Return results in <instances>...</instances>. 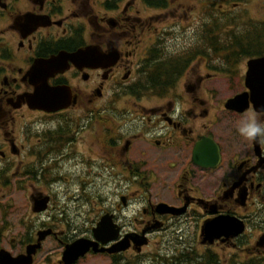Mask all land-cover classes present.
Here are the masks:
<instances>
[{
  "label": "flooded vegetation",
  "instance_id": "af4514ba",
  "mask_svg": "<svg viewBox=\"0 0 264 264\" xmlns=\"http://www.w3.org/2000/svg\"><path fill=\"white\" fill-rule=\"evenodd\" d=\"M222 1L0 0L2 239L51 229L107 264H264V135L239 131L264 125L248 65L264 18Z\"/></svg>",
  "mask_w": 264,
  "mask_h": 264
},
{
  "label": "water",
  "instance_id": "95a60500",
  "mask_svg": "<svg viewBox=\"0 0 264 264\" xmlns=\"http://www.w3.org/2000/svg\"><path fill=\"white\" fill-rule=\"evenodd\" d=\"M249 67L252 73L255 75L250 79L255 81L262 79V75H264V57L251 60L249 62ZM264 79V77H263ZM237 96L228 101V107L237 108L242 110L243 102H246V97ZM54 103V100L49 98L48 96H38L35 99V104L39 106L50 105ZM49 201V196L40 195L36 197L34 201V209L37 211L44 210L47 207V203ZM106 222H100L98 227L95 229V233L106 232L107 229L105 227ZM209 224L206 225V232L208 231ZM51 230H43L40 231L37 242L30 243L26 246L25 253H20L18 255H12L9 251L4 248L0 249V264H32L33 255L36 253L37 249L41 247V241L46 237ZM100 238V236H97ZM93 244V250L95 252L102 251L103 248H97V241L91 242ZM90 243L83 240L77 239L71 244L66 245L63 253H62V261L64 264H73L79 257L83 256L89 249Z\"/></svg>",
  "mask_w": 264,
  "mask_h": 264
},
{
  "label": "rangeland",
  "instance_id": "374dc122",
  "mask_svg": "<svg viewBox=\"0 0 264 264\" xmlns=\"http://www.w3.org/2000/svg\"><path fill=\"white\" fill-rule=\"evenodd\" d=\"M215 3V6H218L219 3L223 2L222 0H211ZM241 6L234 8L232 5L223 7L222 9H227L234 11L236 14H240L241 11L246 10L248 15L252 17L264 18V0H240ZM230 19V17H225L224 20ZM223 20V21H224ZM213 21V20H212ZM234 23V20H230L228 24ZM14 202L16 198L14 197ZM63 193H57L54 202L63 198ZM22 236H6L2 239L0 236V247L10 248L12 253L16 254L19 252L20 244L19 240ZM62 251V244L58 242L53 237L46 238L43 243L40 251L35 255L33 264H51L52 260L59 255ZM75 264H107L102 258H91L90 256L86 259L80 258Z\"/></svg>",
  "mask_w": 264,
  "mask_h": 264
},
{
  "label": "clouds",
  "instance_id": "9594fccd",
  "mask_svg": "<svg viewBox=\"0 0 264 264\" xmlns=\"http://www.w3.org/2000/svg\"><path fill=\"white\" fill-rule=\"evenodd\" d=\"M240 133L248 138L264 135V125L257 122L255 117H250L239 129Z\"/></svg>",
  "mask_w": 264,
  "mask_h": 264
},
{
  "label": "trees",
  "instance_id": "16d2710c",
  "mask_svg": "<svg viewBox=\"0 0 264 264\" xmlns=\"http://www.w3.org/2000/svg\"><path fill=\"white\" fill-rule=\"evenodd\" d=\"M215 24H218L217 22H215ZM26 238H27V236H26ZM28 240H29V238H28Z\"/></svg>",
  "mask_w": 264,
  "mask_h": 264
}]
</instances>
